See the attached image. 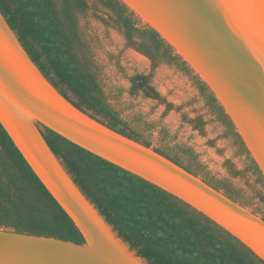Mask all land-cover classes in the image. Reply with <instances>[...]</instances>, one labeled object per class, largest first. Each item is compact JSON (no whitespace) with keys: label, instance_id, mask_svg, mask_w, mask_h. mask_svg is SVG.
<instances>
[{"label":"water","instance_id":"water-1","mask_svg":"<svg viewBox=\"0 0 264 264\" xmlns=\"http://www.w3.org/2000/svg\"><path fill=\"white\" fill-rule=\"evenodd\" d=\"M210 88L264 176V0H120ZM37 122L182 200L264 261V218L168 157L82 113L0 14V123L84 238L0 227V264H144L78 190Z\"/></svg>","mask_w":264,"mask_h":264},{"label":"trees","instance_id":"trees-1","mask_svg":"<svg viewBox=\"0 0 264 264\" xmlns=\"http://www.w3.org/2000/svg\"><path fill=\"white\" fill-rule=\"evenodd\" d=\"M95 1L113 12V21L126 39L153 61L172 57L171 46L149 26L137 27L136 16L120 0ZM88 8L89 0H0L5 22L60 95L109 129L150 147L106 101L89 69L77 28V16ZM37 127L78 190L144 264H264L248 247L182 200L39 122ZM153 150L180 164L159 149ZM1 226L84 243L72 219L0 123Z\"/></svg>","mask_w":264,"mask_h":264},{"label":"rangeland","instance_id":"rangeland-1","mask_svg":"<svg viewBox=\"0 0 264 264\" xmlns=\"http://www.w3.org/2000/svg\"><path fill=\"white\" fill-rule=\"evenodd\" d=\"M112 17L95 0L77 16L82 51L106 101L151 147L264 218V176L210 88L173 49L171 58L153 61ZM136 18L137 27L148 26Z\"/></svg>","mask_w":264,"mask_h":264},{"label":"flooded vegetation","instance_id":"flooded-vegetation-1","mask_svg":"<svg viewBox=\"0 0 264 264\" xmlns=\"http://www.w3.org/2000/svg\"><path fill=\"white\" fill-rule=\"evenodd\" d=\"M169 156V155H168ZM176 160V159H175ZM180 163V165H183L181 162H179ZM184 166V165H183Z\"/></svg>","mask_w":264,"mask_h":264},{"label":"bare ground","instance_id":"bare-ground-1","mask_svg":"<svg viewBox=\"0 0 264 264\" xmlns=\"http://www.w3.org/2000/svg\"><path fill=\"white\" fill-rule=\"evenodd\" d=\"M136 262V264L138 263L137 261H135Z\"/></svg>","mask_w":264,"mask_h":264}]
</instances>
